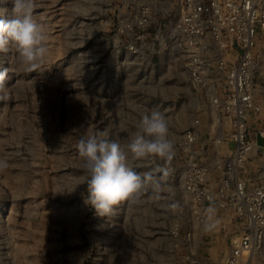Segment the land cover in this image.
Wrapping results in <instances>:
<instances>
[{
	"label": "rangeland",
	"instance_id": "rangeland-1",
	"mask_svg": "<svg viewBox=\"0 0 264 264\" xmlns=\"http://www.w3.org/2000/svg\"><path fill=\"white\" fill-rule=\"evenodd\" d=\"M34 3L33 20L47 33L40 67L22 66L12 45L0 51V160L7 161L0 170V264L225 263L239 224L215 203L199 215L183 187L181 155L129 161L140 173L166 171L159 173L161 192L123 201L103 217L85 203L81 137L126 144L146 112L166 117L175 146L200 123L197 149L214 186L235 152L229 117L211 92L188 83L185 54L172 45L181 0ZM140 5L152 10V23L133 54L135 36L124 25ZM12 7L13 0H0V20L12 18ZM260 50L254 81L263 101L264 43ZM249 124L258 146L238 174L264 184V140L257 135L264 113ZM240 264H264V247Z\"/></svg>",
	"mask_w": 264,
	"mask_h": 264
},
{
	"label": "built area",
	"instance_id": "built-area-1",
	"mask_svg": "<svg viewBox=\"0 0 264 264\" xmlns=\"http://www.w3.org/2000/svg\"><path fill=\"white\" fill-rule=\"evenodd\" d=\"M151 23L148 6L140 5L131 13L124 25V31L135 36L129 52L137 53V44L147 39L145 31ZM171 26L172 45L185 54L188 83L212 93L213 104L229 117V140L235 146L215 186L210 169L200 161L198 121L184 131L174 157L181 155L183 187L199 215L205 217L208 204L215 203L237 220L240 237L232 242L223 264H240L264 247V184L238 174L258 146L249 123L264 113V100L258 99L254 81L264 43V0H181ZM257 135L264 140V130ZM167 170L174 173L173 167Z\"/></svg>",
	"mask_w": 264,
	"mask_h": 264
},
{
	"label": "clouds",
	"instance_id": "clouds-1",
	"mask_svg": "<svg viewBox=\"0 0 264 264\" xmlns=\"http://www.w3.org/2000/svg\"><path fill=\"white\" fill-rule=\"evenodd\" d=\"M34 7V0H13L12 18L0 20V51L12 45L20 64L30 71L40 67L47 53V33L33 20ZM77 152L85 172L82 177L88 193L85 203L103 217L123 201L149 190L162 191L159 173L167 175L166 171L156 168L140 173L129 161H171L175 144L169 137L166 117L153 110L140 117L126 144L114 139H98L93 134L81 137ZM6 167L7 161L0 160V170ZM209 227L211 225H206Z\"/></svg>",
	"mask_w": 264,
	"mask_h": 264
}]
</instances>
